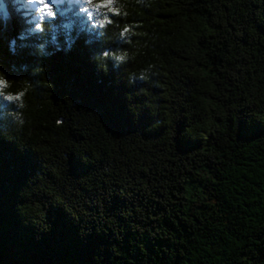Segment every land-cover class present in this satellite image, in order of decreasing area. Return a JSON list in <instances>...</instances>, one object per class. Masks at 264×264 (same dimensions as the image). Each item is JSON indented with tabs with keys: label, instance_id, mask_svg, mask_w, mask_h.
I'll list each match as a JSON object with an SVG mask.
<instances>
[{
	"label": "trees",
	"instance_id": "1",
	"mask_svg": "<svg viewBox=\"0 0 264 264\" xmlns=\"http://www.w3.org/2000/svg\"><path fill=\"white\" fill-rule=\"evenodd\" d=\"M120 3L43 60L9 51L27 21H0V67L28 88L24 109L0 100V264H264V0Z\"/></svg>",
	"mask_w": 264,
	"mask_h": 264
},
{
	"label": "clouds",
	"instance_id": "2",
	"mask_svg": "<svg viewBox=\"0 0 264 264\" xmlns=\"http://www.w3.org/2000/svg\"><path fill=\"white\" fill-rule=\"evenodd\" d=\"M58 3L60 4L59 11L56 10L49 0H0V21L5 26L14 17L21 21H27L24 23L21 32L8 41L9 51L12 55L17 54L15 47L17 41H22L25 47H30L32 54L40 60L55 55L57 52L69 53L82 35H90L95 32L97 36H103L108 31L109 26L114 24L112 16L127 15V12L123 10L124 6L120 3V0H58ZM137 3L142 4L143 7L150 6L148 3H144V0H137ZM77 5L84 6L78 8L79 15H77ZM29 7H34V15L39 20L34 25L29 23L30 18L25 15ZM97 8L107 9L111 15H106L102 20L93 23ZM85 16L90 23V27H86L81 23L82 17ZM127 31L128 28H125L120 33V39L124 38ZM61 40L63 41L62 44ZM99 41L97 40L96 43ZM29 42H31V46H29ZM84 43L88 46L87 40ZM49 48L52 51H49ZM128 60V51L123 48L115 50L101 49L91 57V62L96 65L98 71H102V68L108 67L109 64L113 69H120ZM151 67L150 65L149 68ZM22 70L26 71L27 66H22ZM148 72L149 69H144L139 75L130 76L129 84H135L137 80H148ZM12 89V81L3 67H0V100L9 104L15 103L17 109H24V97L27 94L28 88L25 87L22 90L15 91ZM9 115L19 125L22 126L24 124L23 113L21 111L10 110ZM67 167L69 169L68 165ZM20 213L26 216L23 212L20 211ZM26 217L34 225H38L40 230L44 232L50 231V225L46 223V220L38 222L30 216ZM81 235H84L83 230L81 231Z\"/></svg>",
	"mask_w": 264,
	"mask_h": 264
},
{
	"label": "rangeland",
	"instance_id": "3",
	"mask_svg": "<svg viewBox=\"0 0 264 264\" xmlns=\"http://www.w3.org/2000/svg\"><path fill=\"white\" fill-rule=\"evenodd\" d=\"M53 2V1H52ZM54 3V2H53ZM56 9H58V7L57 6H54Z\"/></svg>",
	"mask_w": 264,
	"mask_h": 264
},
{
	"label": "snow or ice",
	"instance_id": "4",
	"mask_svg": "<svg viewBox=\"0 0 264 264\" xmlns=\"http://www.w3.org/2000/svg\"><path fill=\"white\" fill-rule=\"evenodd\" d=\"M130 111H132V108H130ZM133 112V111H132Z\"/></svg>",
	"mask_w": 264,
	"mask_h": 264
}]
</instances>
